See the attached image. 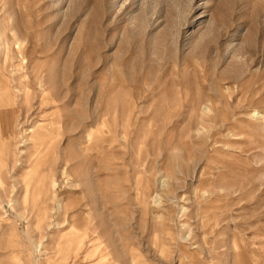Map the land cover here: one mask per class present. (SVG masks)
Listing matches in <instances>:
<instances>
[{
	"label": "rangeland",
	"instance_id": "374dc122",
	"mask_svg": "<svg viewBox=\"0 0 264 264\" xmlns=\"http://www.w3.org/2000/svg\"><path fill=\"white\" fill-rule=\"evenodd\" d=\"M0 92V264H264V0H0Z\"/></svg>",
	"mask_w": 264,
	"mask_h": 264
},
{
	"label": "bare ground",
	"instance_id": "6f19581e",
	"mask_svg": "<svg viewBox=\"0 0 264 264\" xmlns=\"http://www.w3.org/2000/svg\"><path fill=\"white\" fill-rule=\"evenodd\" d=\"M3 95L4 94L2 92H0V108L1 109L3 108L4 105H6V102L8 103L5 96H3ZM1 109H0V136L3 135L5 125L7 123V114H5V112H3Z\"/></svg>",
	"mask_w": 264,
	"mask_h": 264
}]
</instances>
